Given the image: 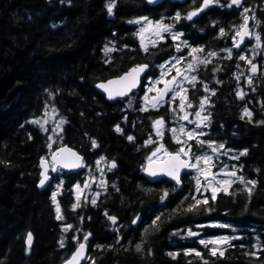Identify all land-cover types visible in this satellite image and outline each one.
Instances as JSON below:
<instances>
[{
  "label": "trees",
  "instance_id": "obj_1",
  "mask_svg": "<svg viewBox=\"0 0 264 264\" xmlns=\"http://www.w3.org/2000/svg\"><path fill=\"white\" fill-rule=\"evenodd\" d=\"M107 2L0 0V264H62L73 251L76 230L90 234V259L84 264L93 260L95 264H183L185 260L195 264V254L180 251L178 259L169 255L180 242L173 229L208 220L219 223L204 228L209 234L223 231L239 237L233 239L234 247H228L223 258H217L222 264H264V124L257 123L264 121L263 0H241L239 7H228L231 0H219L191 21L183 17L203 0H163L156 5L145 0H117L112 16L107 13ZM244 7H255L259 19L256 28L261 47H253L246 56L257 65L256 73L236 56L238 48L231 59L223 50L208 66L199 68V79L188 91L195 105L202 94L209 97L204 113L210 119L202 130L206 135L199 139L223 143L238 153L247 149L237 159V176L255 180L256 185L249 196L246 185L236 180L229 189L231 194L219 193L215 202L209 199L208 205L187 212L184 209L194 202L191 197L198 195L190 173L182 176L181 188L166 179L150 182L142 174L151 148L143 143L144 138L154 119L171 116L170 106L140 111L138 105L130 107L124 99L106 100L94 84L133 65L147 64L150 74L175 53L176 42L170 36L155 46L146 45L148 51H144L135 35L138 24L129 21L166 16L184 40L205 50H220L231 46ZM177 12L182 17L179 23L173 19ZM221 28L226 36L220 35ZM106 46L115 51L105 55ZM205 84L207 92L202 89ZM238 91L244 93L243 99L236 95ZM50 107L66 121L60 133L62 143L82 153L86 164L103 156L117 165L105 174L106 185L96 204L91 203L92 196L81 195L75 210L74 186L83 184V177L62 173L57 202L64 222L73 226L68 232L63 231L62 220L56 219L52 184L37 187L41 158L57 143L49 147L50 130L31 121ZM245 108L252 112V122L241 118ZM117 125L122 131H116ZM128 136L134 140L129 141ZM92 140L99 146L93 148ZM164 142L175 150L168 136ZM192 142L194 152L208 148ZM164 189L169 197L160 205ZM204 196L211 197V193ZM108 216L116 217V224ZM157 216L161 217L158 231L152 227ZM137 217L138 223L133 224ZM29 232L34 235L30 250L26 244ZM62 239L64 247L60 246ZM141 243L143 250L138 252L135 246ZM189 243L193 249L204 250L195 239ZM251 252L256 255H249Z\"/></svg>",
  "mask_w": 264,
  "mask_h": 264
},
{
  "label": "snow or ice",
  "instance_id": "obj_2",
  "mask_svg": "<svg viewBox=\"0 0 264 264\" xmlns=\"http://www.w3.org/2000/svg\"><path fill=\"white\" fill-rule=\"evenodd\" d=\"M150 3L155 2V0H149ZM219 0H203V3L199 8H197L194 11H189L183 19L191 21L195 16H197L200 12H202L204 9L208 8L212 4H218ZM117 0H108V2L105 4L107 13L109 16H112L114 14V9L116 7ZM241 6V0H231L230 4L228 7L231 6ZM249 9L245 8L243 15V23L240 25L238 30L235 33V36L233 37V47L235 48H240L241 45L244 43L245 38L249 37L250 35H254L255 40H256V48L261 47V37L258 34L250 33L248 30V22L249 19H254V17H249L247 15ZM173 19L179 23L180 20L182 19L181 14L177 12ZM129 23H135V24H143L145 25L144 27H141L139 31L135 34L139 37L141 41V48L144 51H148V47L144 43L145 40V33H151L152 35L159 37L160 39H163L162 33H170L174 25H168L163 23L162 21H152L149 20L147 17H141L139 19L129 21ZM53 27H56V25H53ZM183 35V33L180 32H172V39L174 41H179L180 37ZM220 35L221 36H226L227 33L224 31L223 28L220 29ZM185 46H187V42H183ZM153 46H155L156 42L152 41ZM176 50L180 51V44L176 45ZM115 51L114 48L112 47H105V55H108V53H111ZM202 48H191L189 55L192 56L193 63H189L187 65V68L189 70H194L197 66V64H208L211 63L210 60H201L198 56L194 55L195 53L202 52ZM228 51V58L231 59L232 57V52L231 49H227ZM210 57H215L217 55L216 52H210L208 54ZM240 60L246 61L250 65V71L255 74L257 71V65L253 63L251 60H249L246 56L240 55L239 56ZM108 62V61H106ZM181 61L179 58L176 59L175 63L179 64ZM148 67L147 64L144 65H138L137 67L132 68L129 72L125 73L123 76L119 77L116 80H109L106 83H99L96 85L97 88L102 89L106 94L108 99H116L118 97H126L128 94L137 87L139 80H140V74L145 71V69ZM162 69H166V65L162 64L160 65ZM175 67V65H173ZM219 71V69H216ZM176 75L172 76L171 79L165 80L164 76L168 74L167 70L163 71L161 73V78L159 80L153 81L151 83V87L147 89V92L145 93L144 96V107L140 108V111H148V107L152 108H157L161 105V102L164 101L165 97L168 96L171 93V100L176 101L179 99V111L181 113H185L184 115H181L179 119L183 121H188L189 123H193V121L189 120V114H187L186 109L187 108H192L193 104L189 101L188 98V89L184 88L182 85H180L177 82V77H182L183 80L188 81L191 84H195L196 82V77L191 76L189 77L186 75L184 72L181 71L180 68H176ZM163 84V88H158L157 84ZM248 83L251 85L252 80L249 78ZM114 85L118 87H113ZM206 92L209 91L207 86H205L204 89ZM155 91L156 95L149 97L148 93ZM212 95H215V92H212ZM236 95L243 99L244 93L238 91ZM209 104V97H204L199 101V109L195 111V116L198 118L197 121L195 122V127L197 129L203 128V127H208V122L210 119V114H203L206 111L205 106ZM53 113L55 112V109L52 110ZM175 111V110H174ZM50 114L48 112H45V116H49ZM245 117L248 118L249 122H252V112H250L247 108L244 109L242 119ZM32 123L39 124L41 129L44 131H47V129L44 127V125L48 122L47 119L43 121V123L40 120H33L31 121ZM66 123L65 120L60 119L57 124L56 128L53 129V131H56L57 134L59 132L63 131V125ZM164 119L159 118L153 121V128L156 131V135L158 137H161V139L164 136V132L162 131L164 127ZM257 123L264 124V121H258ZM116 131L120 132L122 131L120 126H116ZM173 132V139L177 144L182 145L178 151L176 152H169L163 143H160L158 147L155 148V150L147 157L149 163L148 165L145 166L144 171L148 173V175L155 177L159 174H164L168 177H170L172 180L176 182L177 185L181 184V170L182 169H192L194 170L197 175L194 178L195 179V191L199 193L201 196H203L202 199L197 198V196L193 195L191 197L193 203L189 204L186 209H184L187 212H192L199 210V207L202 205H208L209 204V199L211 201L215 202L217 199V195L219 193H224V194H231L229 193V189L232 187V184L235 183L236 181L233 180L232 178L235 177L236 180H239L240 183L245 184V191L248 192L249 196L252 194V190L255 188L256 181L255 180H245L243 176L237 177V173L235 170L224 172L221 170L220 173H215L212 171L213 167L215 165L213 164V157L207 154H202V155H192L193 149L192 145L188 144L187 147L184 145L186 144V141L181 140L180 135L185 136L188 141L195 140L197 144L204 146L205 144L207 147L213 152V153H219L220 150L225 149V145L223 143L216 145L214 141H204L199 139V137L206 135L204 132H197V131H186L185 128L182 126L179 129L180 135H176L177 130L172 129ZM51 140V137H49ZM129 141H133L134 137L133 136H128ZM154 143L153 139L149 137L148 140L145 141V145L152 144ZM99 145L95 140H92V147L96 148ZM51 147V145H49ZM230 151V150H229ZM247 149H244L243 151L239 152L237 156L232 157L233 159H239L240 156H244L247 154ZM163 154L164 159L160 160L159 166H154L155 164V158L158 156V154ZM189 158V159H186ZM105 157H100L99 160H97V166L99 167L101 161H103ZM190 159L193 160L194 162H190ZM52 171L55 172L57 171V168L55 167L56 164H59L60 167L62 168H81L84 167L82 157H80L77 153L73 152L71 149L67 147H61L59 148L56 152L52 154ZM41 168L43 171H41L40 176V182H39V187H44L46 182L49 180L48 176V164L44 160V158H41ZM116 162L111 161L108 165V170L110 171L111 169L115 168ZM101 172H103V169H100ZM218 175H223L225 178L224 179H218ZM203 179V183H202ZM105 184L104 181L100 182V186L103 187ZM248 185H251V187H248ZM90 185L85 182L83 188L79 184L74 186V191L76 193V203L72 205L73 210H75L77 207L80 206V201H81V194L83 192L84 188H88ZM204 191H210L211 192V197L204 196L203 193ZM59 192V188L57 189V192L52 193V202L56 206L55 207V212H56V219L57 220H64V216L62 215L61 212V207L59 203L57 202V194ZM98 194L94 195L93 198L91 199V203L93 205L96 204V197ZM169 196L168 191H164V193L161 195L160 200L163 202L167 197ZM187 199V198H186ZM183 203V202H182ZM107 215V213H105ZM108 219L111 221L112 224H116L117 218L114 216H108ZM139 217L133 220V224L137 223V220ZM161 220L160 216H157L153 221H152V227L156 228V230H159L158 227V222ZM73 226L71 224H67L64 226L63 231L68 232L71 230ZM147 231V230H146ZM90 234H85L83 237V241H87L89 238ZM173 235H179V233H173ZM187 237H195L199 235L197 232H194L192 230H188L186 233ZM239 237H217L214 239H201L199 243L203 245L205 248H208V251L213 257H216L219 255V257L223 258L225 256V252L228 247H234V245L231 244L232 239H238ZM77 238L74 236L73 240H76ZM33 241V236L32 233L29 232L27 234V239H26V244L28 246V250H30L31 245ZM117 243H119V240H117ZM212 247H209V246ZM60 246L64 247V242L63 239L60 242ZM136 251L140 252L143 250V244H136ZM243 247V246H242ZM255 247V245H254ZM86 248L87 245L85 242H79L78 246L76 247L75 251L71 255L70 258H68L65 261V264H81V261L87 259L88 257L86 256ZM148 254L151 255V249L148 250ZM185 255H191L195 254L196 257L202 258V255L199 251L196 250H187L184 253ZM249 255L255 256V252L248 253ZM170 256H172L173 259L176 258L175 253H169ZM91 264H95V261L93 260ZM204 264H208V261H204Z\"/></svg>",
  "mask_w": 264,
  "mask_h": 264
},
{
  "label": "rangeland",
  "instance_id": "obj_3",
  "mask_svg": "<svg viewBox=\"0 0 264 264\" xmlns=\"http://www.w3.org/2000/svg\"><path fill=\"white\" fill-rule=\"evenodd\" d=\"M245 8L246 7H244L242 9L243 12H244ZM247 9H249L247 15L249 17H254V19H251L252 21H251V24H250L251 25L250 33L258 34V32H257L258 28H256V27H257V25L259 23V19H258V16L256 14V9H255V7H248ZM190 11H194V10H190ZM168 18H170V17H168ZM149 20H152V19H149ZM242 20H243V17H242ZM152 21H162L165 24L173 25L172 22L167 20L166 16H159L156 20H152ZM242 23H243V21L240 24L235 26V28L233 30V32H234L233 37L235 36L236 31L238 30V28L240 27V25ZM144 26L145 25H143V24H138L137 32L139 31V29L141 27H144ZM172 32H179V31L177 29H175V27H173L170 33H162L163 40L166 37H168V36L172 37ZM233 37L231 38V46L229 48H225L224 47V48H221L220 50H218V49L205 50V49L202 48L203 49L202 52L195 53L194 55L198 56L201 60H205V59L212 58V57H210L208 55L210 52H216L217 55H218V53L223 51V50H224V54H225V52H227L226 51L227 49H231V52L234 53ZM160 40H162V39L152 35L151 33H147V32L145 33L144 43L146 45H149L150 43H152V41L158 42ZM171 40L174 41L172 38H171ZM184 41H186V40H184V38H182V37H180L179 41H175L176 45L180 44V51L175 50V53H173L172 55L167 57L162 63L158 64L157 69L155 71L156 74L154 76H151V78H149V81L145 84V87L142 88V90L140 89L138 91V93H135L132 96H130L129 98L124 100L125 103L128 106L132 107V106L138 105L139 108L144 107L145 106L144 105V96H145V93L147 92V89L149 87H151V83L153 81L159 80L161 78V73L163 71H165V70H167V72H168V74L164 76L165 80L171 79L172 76L176 75V71H175L176 68H180L181 71L184 72L189 77H191V76L197 77L198 64H197V66H196V68L194 70H189L187 68V65L189 63H193L194 62L193 59H192V56L189 55V52H190L191 48H197L196 47L197 45L194 44V43L186 41L187 42V46H185L184 43H183ZM255 45H256V40H255L254 35H250L249 37H246L244 43L242 44L243 47L241 49H236L235 48L237 50L236 56H238V57L240 55L247 56L250 53V50L253 47H255ZM198 47H200V46H198ZM177 58H179L180 61H181L179 64L175 63ZM162 64L166 65V69H162L160 67V65H162ZM173 65H175V67H173ZM250 74H251V72H250ZM177 82L180 85H182L184 88H187V89H189V86L191 85V83H189L188 81L183 80L182 77H177ZM163 86L164 85L162 83L161 84H157L158 88H163ZM205 86H207V88H208L207 84H205ZM205 86H203L202 89H204ZM154 95H156L155 91L148 93L149 97L154 96ZM207 96H208L207 94H202L200 96L199 100H201L202 98L207 97ZM188 98H189V101L193 104V107L192 108H187L186 112H187V114H189V120L193 121V123H189L188 121H183V120L179 119V117L181 115H184L185 113H181L179 111V107H178L179 99H177L176 101H172L171 100V93L168 96L165 97L164 101L161 102V105H163V104L168 105V109H169V106H170L172 114H171V116L168 119H165L164 117L156 118V119L163 118L164 122H165L164 123V127L162 129V131L164 132V136H163L162 139H161V137H158L156 135V131L153 128V121L156 120V119H154L151 122L152 123L151 124V130L147 133L146 137L144 138L143 143L145 144V141L148 140L149 137H151L153 139L154 143L148 144V145H151V148L147 152V155H146V158H145L146 159L145 162L148 161L147 157L155 150L156 147H158V145L160 143H163L165 148L168 149L167 146L165 145V142H164L165 136H168L169 140L176 145L175 146V150H179V148L182 145L177 144L175 142V140L173 139V132L171 131L172 129H176L177 130L176 135H180L179 129L182 126L185 128L186 131H197V132H201L205 128V127H203V128L197 129L195 127V122L197 121L198 118L195 116L194 113H195L196 110L199 109V101H198V104L195 105L191 101V98L189 96V91H188ZM160 106L157 107V108H152V107L149 106L148 109L149 110H158L160 108ZM52 110H53V108H51V107L46 109L45 112H48L50 115L46 117L45 116V112H44V114L42 116L37 117L35 120H40L43 123V121L45 119H47L48 122L44 125V127L50 130L49 131L50 133L47 134L48 138L51 137V140L49 139L48 144L50 145L51 143H57L56 147H58V146H60L62 144V136L60 134L61 132H59V134H57V132L53 131V129L56 128L57 122L60 119H63V117L58 113V111L55 110V112L53 113ZM203 114H205V113H203ZM180 138H181V140L186 141V144L184 145L185 147H187L188 144H191V145L193 144L192 140L188 141L185 136L180 135ZM216 145H219V144L216 143ZM168 151H170V150H168ZM202 154H207V155H210V156L213 157V164L215 165V167H213V169H212L213 172L220 173L221 170H223L224 172L235 170L236 173H237L238 162H237V159H233L232 158V157L237 156L239 154L236 150L230 149L229 147H226V146H225V149L220 150L219 153H213L209 148H205L203 150H195V155H202ZM161 158H163V154L162 153L158 154V156L155 159H161ZM99 159L100 158L96 159L94 161V164H85L84 163L83 170L81 172H79V175L83 177V180H82L83 184H79L81 186V188H83L85 182H87L90 185V187L83 189V192L81 194L83 196L84 195L85 196L90 195V196L93 197L94 195L99 194L102 191V189L105 187V185H106L105 174L109 171L108 170V165L110 163V159H107L105 157V159L103 161H101V163H100V165L98 167L96 162ZM100 169H103V172H101ZM62 173H63V170L57 172L56 174H54L51 177V179L49 181L52 184L53 192H57L58 188L60 190V188H61V186L63 184ZM190 175H191V178L193 179V181L195 182L194 178L196 177L197 173L195 171H192L190 173ZM237 177H239V176H237ZM217 178L218 179H224L225 177L223 175H218ZM232 179L236 181L235 177H233ZM101 181L105 182L103 187L100 186V182ZM202 183H203V179H202ZM208 192L211 193L210 191H204L203 195H205V193H208ZM195 196H197L198 198L200 197L201 199L203 198V196H201L199 193H198V195L195 194ZM62 222H63L64 226L68 224V223L64 222V220H62ZM211 225H219V223L212 222ZM188 230H192V231L197 232L199 234V235H197L195 237H189L190 240L191 239H195L197 243H199V241L201 239L208 240V239H214V238H217V237H224V236L235 237V235L230 233V232L226 233V234L225 233L217 234V236H214L215 234L205 235L203 233V231L200 228H197V227L196 228L190 227ZM85 234H87V233L80 234L79 231L76 230L75 237L77 239L75 240V244L78 243L79 241H83V237H84ZM232 241H233V239L231 240V242ZM87 242L89 243V238H88ZM188 249L190 250L191 248H188ZM89 259H90V255H89L88 260Z\"/></svg>",
  "mask_w": 264,
  "mask_h": 264
},
{
  "label": "water",
  "instance_id": "obj_4",
  "mask_svg": "<svg viewBox=\"0 0 264 264\" xmlns=\"http://www.w3.org/2000/svg\"><path fill=\"white\" fill-rule=\"evenodd\" d=\"M145 1H146L148 4H150V5H155V4H158V3L162 2L163 0H155V2H153V3H150L149 0H145ZM171 1H177V2H179V3H184V2H186V0H171ZM263 5H264V0H263ZM248 25H249V22H248ZM248 30H249V26H248ZM241 47H242V45H241ZM137 66H138V65H133V66L129 67L125 72H123V73H121V74H119V75H116V76H114V77L108 78V79L103 80V81H99V82H97V83L94 84V87H95L99 92H102V93L104 94V96H105V99L108 100V101H110V102H114V101H116V100H118V99H124V98H127L130 94H132L134 91H136L137 89L140 88V86H141V79H142V77H144V75L146 74V69H145V71H144L143 73L140 74V80H139V83H138L137 87L134 88V89L128 94V96H126V97H118V98H116V99H112V100H110V99H108L107 94H106L102 89L97 88L96 85L99 84V83H106V82L109 81V80H116V79H118L119 77L123 76L125 73L129 72L132 68L137 67ZM113 87H118V86L114 85ZM61 147H67V148L71 149L73 152L77 153L80 157H82V160L84 159V155H83L82 153H80L76 148H73V147H71V146H69V145H67V144H64V145L58 147L54 152H56V151H57L59 148H61ZM54 152H53V153H54ZM171 152L174 153V152H176V151H171ZM53 153H52V154H53ZM52 154L50 155V159H49V160H45V161L47 162V164H48V173H47V174H48L49 178H50V176H51V173H55V172H56V171L53 172V171L51 170L52 167H51L50 163H52V165H53ZM163 159H164V158H163ZM186 159H189V158H186ZM160 160H162V159H160ZM160 160H155V164H154V166H159V162H160ZM49 161H50V162H49ZM191 161H192V160L190 159V162H191ZM148 163H149V162H147L146 165H148ZM40 165H41V164H40ZM146 165H145V166H146ZM55 167L57 168V170H58V168H62V167H60L59 164H56ZM144 168H145V167H144ZM63 169L66 170L67 172H73V173H77V172H79V171L81 170V168H63ZM41 171H43V169H42L41 166H40V172H39V179H38V181H37V187H38L39 189H44V188L47 186V183H48V182H46V184H45L44 187H39V186H38V185H39V182H40V179H41V176H40ZM191 171H192V169H182V170H181V184H182V176H183L184 174H186V173L191 172ZM142 174H143V175L147 178V180H149L150 182H157V181H159V180L166 179L167 181L176 184V182H175L174 180H172L170 177H168V176H166V175H164V174H162V173L159 174V175H157V176H155V177H152V176L148 175V173H147L146 171H144V169H143ZM181 184H180V185H181ZM164 191H168V190L164 189V190L162 191V194L164 193ZM168 192H169V191H168ZM162 194H161V195H162ZM168 197H169V196H168ZM168 197H167L163 202L160 200V201H159V204H163V203L168 199ZM31 233H32V232H31ZM32 236H33V241H34V235H33V233H32ZM33 241H32V244H33ZM86 245H87V244H86ZM77 246H78V245L75 246V248L73 249V252L75 251V249H76ZM73 252H72V254H73ZM72 254H71V255H72ZM71 255H70L68 258H70ZM87 255H88V246H87V248H86V256H87ZM68 258H67V259H68ZM67 259H66V260H67ZM66 260H65V261H66ZM65 261H64L62 264H65ZM85 261H86V259L83 260V261H81V264H83Z\"/></svg>",
  "mask_w": 264,
  "mask_h": 264
},
{
  "label": "flooded vegetation",
  "instance_id": "obj_5",
  "mask_svg": "<svg viewBox=\"0 0 264 264\" xmlns=\"http://www.w3.org/2000/svg\"><path fill=\"white\" fill-rule=\"evenodd\" d=\"M151 19L152 18H154V17H150ZM186 41H188V42H191L190 41V39H188V38H186L185 39ZM191 43H193V42H191ZM198 46V45H197ZM196 46V47H197ZM235 48V47H234ZM219 54V53H218ZM217 56V55H216ZM212 57V58H209V59H207V60H210V61H212V60H214V59H216L217 57ZM210 63H208V64H198V70H199V68L201 67H203V66H208ZM198 70H197V77H196V79H199V75H198ZM156 74V72H153V73H151L149 76H148V79H146V80H144V81H148L149 80V78L151 77V76H154ZM206 83H208L207 81H205ZM192 155L194 156L195 154H194V150H193V152H192ZM209 222H210V220H208V221H204V222H202V223H199V224H195V225H190V224H184L183 226H181V227H179V228H176V229H173V233H179V235H174L175 236V238L176 239H178V241H180V242H177L176 244H175V246H174V248H173V253H175L176 254V259H178V254L180 253V251H183V252H185V251H187V250H189L188 248H191V249H193L192 247V245L189 243V241H190V238L189 237H187V235H186V233H187V231H188V229L190 228V227H194V228H200L202 231H203V233L205 234V235H208L209 233L207 232V231H205L204 230V228L205 227H208V226H210V225H208L209 224ZM135 224H137V223H135ZM223 233H227V232H223V231H218V232H215V235L214 236H217V234H223ZM192 240V239H191ZM204 247V246H203ZM209 247H212L211 245L209 246ZM190 249V250H191ZM196 251H199L200 253H201V255H202V258L200 259L199 257H196L195 256V259H197V261L198 262H196L195 264H204V261H208V264H222L221 263V260L220 259H217V258H221V257H219V255H217L216 257H213L211 254H210V252L208 251V248H205L204 247V250H202V249H199V248H196L195 249ZM183 264H193V263H191V262H188V261H184V263ZM232 264H236V263H232Z\"/></svg>",
  "mask_w": 264,
  "mask_h": 264
}]
</instances>
